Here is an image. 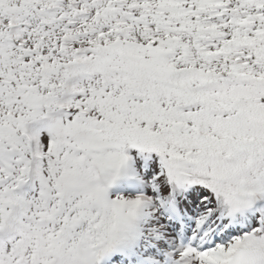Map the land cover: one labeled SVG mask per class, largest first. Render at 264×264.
Masks as SVG:
<instances>
[{
    "label": "snow or ice",
    "instance_id": "snow-or-ice-1",
    "mask_svg": "<svg viewBox=\"0 0 264 264\" xmlns=\"http://www.w3.org/2000/svg\"><path fill=\"white\" fill-rule=\"evenodd\" d=\"M0 264H264V0H0Z\"/></svg>",
    "mask_w": 264,
    "mask_h": 264
}]
</instances>
